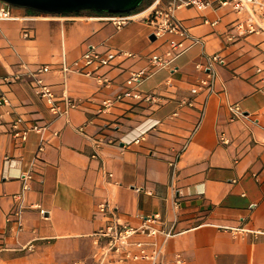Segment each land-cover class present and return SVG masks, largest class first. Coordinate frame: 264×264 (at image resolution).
<instances>
[{
  "label": "crops",
  "instance_id": "1",
  "mask_svg": "<svg viewBox=\"0 0 264 264\" xmlns=\"http://www.w3.org/2000/svg\"><path fill=\"white\" fill-rule=\"evenodd\" d=\"M13 10L33 14L23 7ZM84 15L99 13H81L74 20H0V264L89 260L93 234L106 223L98 211L105 201L130 223H138L139 213H161V225L175 232L167 252H182L187 264H264V33L230 39V23L242 15L231 6L182 8L178 16L204 41L138 85L160 100L129 98L100 112L102 100L124 90L132 70L148 68L151 53L169 54V47L150 38L143 19L117 29ZM204 17L220 23L212 26ZM90 45L135 56H118L103 68L112 79L104 87L76 70ZM213 53L224 63L216 67L217 91L207 97L192 90L204 76L196 64ZM42 64L50 69L37 75ZM38 77L57 96H74L79 107L55 116L35 93ZM188 100L194 106L184 104ZM236 102L245 115L231 120L229 106ZM16 121L20 129L46 128L30 130L21 142L12 135ZM222 132L229 143L220 141ZM41 143L45 148L35 160ZM33 162L30 189L18 202L12 195L21 191V174ZM18 203L23 205L20 232L7 219ZM29 243L32 250L24 248Z\"/></svg>",
  "mask_w": 264,
  "mask_h": 264
},
{
  "label": "built area",
  "instance_id": "2",
  "mask_svg": "<svg viewBox=\"0 0 264 264\" xmlns=\"http://www.w3.org/2000/svg\"><path fill=\"white\" fill-rule=\"evenodd\" d=\"M222 6H231L232 9L242 15L233 20L230 29V39L237 36H246L251 33H264V0H167L162 3L160 0L143 11L142 13H110L99 14L92 17L84 15L86 18H97L112 23L117 29H121L130 22L143 19L150 27L152 34L156 39L167 43L169 54H164L155 50L151 53V65L148 68L132 70L130 76L126 80V87L114 97H107L102 100L99 111H109L117 102L125 101L132 98L139 101L158 102L160 97L155 93H143L138 90V85L146 80L157 67L170 66L173 60L183 54L196 44L203 43V38L192 33L190 27L185 20L178 16V11L182 8H196L199 10H207L209 8L216 9ZM14 5L0 0V20L1 19H19L32 20L40 17L48 19L74 20L80 14H58V13H33V14H16ZM204 23L216 26L220 23V19H210L204 17ZM24 36H30V30H24ZM118 56L133 57L134 53L124 50H99L96 46L90 45L81 57L75 62L76 70L93 77L100 85L109 87L112 79L101 70L113 64ZM224 59L218 53L205 55L204 62H198L196 67L204 71V76L198 79L197 85L193 88V92L205 93L209 95L215 93L218 80L217 65L223 64ZM48 64H42L37 69V75L49 71ZM64 70H69V66L64 64ZM261 89L264 91V79H262ZM35 93L48 105L50 111L57 117L67 116L72 110L79 107V101L67 93L57 96L51 84L46 83L41 77H38L34 87ZM2 101L8 102L7 97L3 96ZM206 100L202 109L205 108ZM184 104L194 106L193 100L185 101ZM231 112V120L239 119L245 115L240 103H231L229 106ZM19 121L13 125L12 135L14 138L24 142L28 139L30 130L42 132L46 127L38 124L32 125L30 128H19ZM80 130H82L80 128ZM147 129H144V133ZM222 143H229L230 138L222 132L219 135ZM100 144V142H97ZM188 146V141L183 145V150ZM45 145L41 143L36 151L35 160L39 159L40 154L44 150ZM180 156V155H179ZM176 160L170 162V166L176 167ZM35 162L21 174L23 180L22 189L15 193L12 197L21 202L24 194L30 189L33 179V171ZM110 175H112L110 173ZM41 214L45 213V209L37 204ZM117 208L111 206L109 201L102 202L98 206V211L106 218V223L102 225L93 234L94 252L89 260L77 259L73 264H187L185 255L178 251L170 255L166 246L169 240L175 235L172 229H166L161 225L162 215L159 212L150 214L137 215L138 223H130L122 220L117 214ZM23 205L18 203L8 214L7 219L14 221L16 231L23 229ZM239 230V229H238ZM240 230L249 231L245 228ZM264 233V232H263ZM34 243H29L24 248L32 250Z\"/></svg>",
  "mask_w": 264,
  "mask_h": 264
},
{
  "label": "water",
  "instance_id": "3",
  "mask_svg": "<svg viewBox=\"0 0 264 264\" xmlns=\"http://www.w3.org/2000/svg\"><path fill=\"white\" fill-rule=\"evenodd\" d=\"M14 6L45 13L70 14L79 11H102L110 13L129 12L143 0H1ZM151 39H156L151 34Z\"/></svg>",
  "mask_w": 264,
  "mask_h": 264
},
{
  "label": "trees",
  "instance_id": "4",
  "mask_svg": "<svg viewBox=\"0 0 264 264\" xmlns=\"http://www.w3.org/2000/svg\"><path fill=\"white\" fill-rule=\"evenodd\" d=\"M146 0H143V2L137 7L135 8L134 10L132 11H129V12H123V13H133V12H136L137 10H139L143 4L145 3ZM31 13H39V11H36V10H33V9H28ZM88 13H99V14H105L107 12H102V11H87ZM83 13L82 11H79V12H75V14H81ZM120 13V12H118Z\"/></svg>",
  "mask_w": 264,
  "mask_h": 264
},
{
  "label": "rangeland",
  "instance_id": "5",
  "mask_svg": "<svg viewBox=\"0 0 264 264\" xmlns=\"http://www.w3.org/2000/svg\"><path fill=\"white\" fill-rule=\"evenodd\" d=\"M151 1H152V0H146L145 3L143 4V6H142L140 9L145 8V6H147ZM140 9H139V10H140ZM82 12H83V14L88 13L87 11H82Z\"/></svg>",
  "mask_w": 264,
  "mask_h": 264
}]
</instances>
